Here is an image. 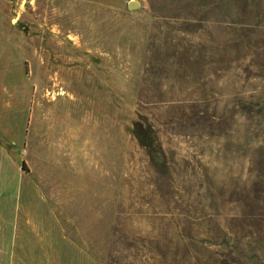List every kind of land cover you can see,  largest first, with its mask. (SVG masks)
<instances>
[{"label": "rangeland", "instance_id": "obj_1", "mask_svg": "<svg viewBox=\"0 0 264 264\" xmlns=\"http://www.w3.org/2000/svg\"><path fill=\"white\" fill-rule=\"evenodd\" d=\"M252 38L264 7L0 0V179L47 196L6 194L0 230L54 211L97 264H264Z\"/></svg>", "mask_w": 264, "mask_h": 264}, {"label": "crops", "instance_id": "obj_2", "mask_svg": "<svg viewBox=\"0 0 264 264\" xmlns=\"http://www.w3.org/2000/svg\"><path fill=\"white\" fill-rule=\"evenodd\" d=\"M84 1L93 3L95 0ZM110 1L101 0L104 5L110 4ZM119 1L123 3L125 0ZM19 183L21 184L0 179V199L10 193L15 202H20L22 196L37 192L38 196L47 201V196L39 190L16 189L17 186L35 187V183ZM55 213H50L53 217L51 227L44 230L31 227L28 217H17L15 213L9 216L6 229L0 230V264H97L89 244L77 238L80 231L72 227L70 218L67 217L70 221L68 226L60 227L58 215Z\"/></svg>", "mask_w": 264, "mask_h": 264}, {"label": "trees", "instance_id": "obj_3", "mask_svg": "<svg viewBox=\"0 0 264 264\" xmlns=\"http://www.w3.org/2000/svg\"><path fill=\"white\" fill-rule=\"evenodd\" d=\"M218 3L221 4H230L232 6H240L242 10L249 12V10L253 8H261L264 7V0H218ZM250 25V24H249ZM255 40L254 49L255 52L251 56L255 58V62L251 64V68L258 72L255 76H253L254 80L263 81L264 82V41H261L260 38H252ZM264 88V87H263ZM262 97L260 96H251V101H255L254 104L249 103L250 106H253L255 109L261 108V104L264 101V93L262 92ZM138 128L142 129L141 124H137L135 126V134L139 139H146L147 137L142 132H138ZM148 139V138H147ZM149 140V139H148ZM23 165V164H22Z\"/></svg>", "mask_w": 264, "mask_h": 264}, {"label": "water", "instance_id": "obj_4", "mask_svg": "<svg viewBox=\"0 0 264 264\" xmlns=\"http://www.w3.org/2000/svg\"><path fill=\"white\" fill-rule=\"evenodd\" d=\"M132 7H133L132 4H129V9H132Z\"/></svg>", "mask_w": 264, "mask_h": 264}]
</instances>
